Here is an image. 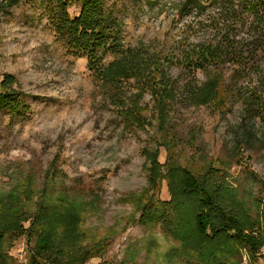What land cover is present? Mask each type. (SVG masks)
<instances>
[{"label": "rangeland", "instance_id": "rangeland-1", "mask_svg": "<svg viewBox=\"0 0 264 264\" xmlns=\"http://www.w3.org/2000/svg\"><path fill=\"white\" fill-rule=\"evenodd\" d=\"M187 2L109 0L108 5L123 23L124 45L147 46L174 59L194 45L218 42L226 20L220 5L202 0L195 7ZM1 3L0 83L6 76L15 79L28 113L0 111V189H10L26 175L41 184L56 162L69 188L100 199L99 209L85 215L83 229L95 238H109L110 247L102 259L89 264H167L165 256L175 242L161 226L136 225L138 214L125 200L147 186L141 150L156 147L151 142L155 128L125 129L109 93L88 70L87 59L72 57L57 39L46 0H24L12 7ZM70 14L78 16L79 6ZM252 33L245 22L232 35L240 40ZM258 62L257 73L236 80V67L225 66L224 86L232 91L227 110L179 105L172 113L179 136L196 139L194 147L181 146V162L198 168L206 160L225 169L228 181L250 200L264 197V110H249L248 93L242 99L236 91L263 84L264 53ZM169 74L180 92L191 80L199 85L206 81L205 72L192 77L175 63ZM126 88L128 95L135 92L133 85ZM144 102L151 108L149 96ZM160 153L164 164L166 151ZM158 196L170 201L165 183ZM27 250L25 238L15 243L11 255L16 264H27ZM261 254L256 260L244 254L242 264H264V248Z\"/></svg>", "mask_w": 264, "mask_h": 264}, {"label": "trees", "instance_id": "trees-1", "mask_svg": "<svg viewBox=\"0 0 264 264\" xmlns=\"http://www.w3.org/2000/svg\"><path fill=\"white\" fill-rule=\"evenodd\" d=\"M22 1L3 0L1 6H18ZM108 1L46 0V12L67 53L87 59L88 70L109 93L125 129L146 132L155 128L151 142L156 147L141 150L147 186L125 197L138 214L136 225L161 226L175 242L165 256L167 264H242L244 254L250 260L262 257L264 197L250 200L241 195L228 181L226 170L212 162L205 160L198 168L184 165L181 146L194 147L196 139L179 136L172 113L179 105L227 110L232 91L224 86L225 66L236 67L235 80L258 72V59L264 53V0H207L220 5L226 15L221 39L194 45L174 59L147 46L124 45L123 23ZM187 3L199 7L204 2ZM74 5L79 6L78 16L70 14ZM245 22L253 33L249 39L238 40L232 33ZM174 63L192 77L197 71L205 72L206 81L199 85L191 80L180 92L169 74ZM15 85L12 76L0 83V111L20 116L28 113V107ZM131 85L135 92L128 95L126 87ZM236 92L242 99L248 93L249 110H264V82ZM146 96L151 108L144 102ZM162 148L164 164L160 162ZM163 183L170 194L168 202L158 196ZM99 206L98 196L67 186L56 162L41 184L26 175L10 189H0V264H16L11 250L21 238L28 244L27 264H89L102 259L110 239L95 238L83 229L85 215Z\"/></svg>", "mask_w": 264, "mask_h": 264}]
</instances>
